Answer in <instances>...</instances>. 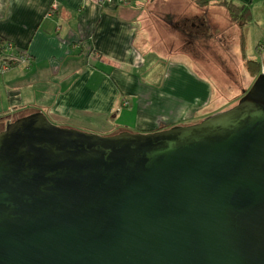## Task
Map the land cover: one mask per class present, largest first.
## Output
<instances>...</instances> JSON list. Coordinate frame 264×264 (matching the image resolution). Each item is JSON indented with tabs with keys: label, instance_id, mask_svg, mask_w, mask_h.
<instances>
[{
	"label": "water",
	"instance_id": "1",
	"mask_svg": "<svg viewBox=\"0 0 264 264\" xmlns=\"http://www.w3.org/2000/svg\"><path fill=\"white\" fill-rule=\"evenodd\" d=\"M243 93L151 133L8 123L0 264H264V64Z\"/></svg>",
	"mask_w": 264,
	"mask_h": 264
},
{
	"label": "crops",
	"instance_id": "2",
	"mask_svg": "<svg viewBox=\"0 0 264 264\" xmlns=\"http://www.w3.org/2000/svg\"><path fill=\"white\" fill-rule=\"evenodd\" d=\"M155 1L111 0L99 6L92 0H0V131L36 112L76 129H88L86 118L98 125L111 116L119 123L103 127L106 135L151 133L195 121L214 93L208 79L177 62L160 68L154 85L139 74L155 51L149 28L169 29L161 22L165 16L146 17ZM231 1L250 5L253 18L264 14V0ZM181 15L186 22L174 29L191 41L199 31L214 34L209 18L170 16ZM27 56L31 62H22ZM150 59L152 79L155 57ZM6 64L11 68L3 71ZM96 128L89 129L99 133Z\"/></svg>",
	"mask_w": 264,
	"mask_h": 264
},
{
	"label": "rangeland",
	"instance_id": "3",
	"mask_svg": "<svg viewBox=\"0 0 264 264\" xmlns=\"http://www.w3.org/2000/svg\"><path fill=\"white\" fill-rule=\"evenodd\" d=\"M92 3L97 5L94 0ZM146 11V17L148 13H159L168 18L161 22L169 29L164 31L159 25L149 28V35L155 43V51L151 57H155L156 74L149 79L153 68L151 57H149L146 67L139 73L143 81L152 85L156 84L160 68L168 63L177 62L183 63L198 78L205 81L208 79L214 89L210 104L202 114L195 121L182 125L197 123L211 114L232 108L243 97V92L251 88L254 82L248 74L245 62L251 58L250 56H254L264 63V14L256 15L252 22L245 28H241L232 23L225 6L207 8L198 6L190 0H157L152 2ZM178 13H187L190 16L192 14L193 17L199 14L205 20L209 18L214 34L209 32V36H206L204 32L200 34L202 32L199 31V36L191 41L190 37L174 29L178 23L186 22V19H180L184 15L170 16ZM205 32H208V28ZM85 123L88 129L64 128L106 135L107 131L103 127H113L119 121L109 116L103 118L98 125L97 121L87 118ZM96 126V132L99 133L89 129Z\"/></svg>",
	"mask_w": 264,
	"mask_h": 264
},
{
	"label": "trees",
	"instance_id": "4",
	"mask_svg": "<svg viewBox=\"0 0 264 264\" xmlns=\"http://www.w3.org/2000/svg\"><path fill=\"white\" fill-rule=\"evenodd\" d=\"M192 1L199 6H207L209 4H212V2L215 5L225 6L229 12L232 23L240 26L241 28H245V26H247V24H249L253 20L250 5L236 3L231 0H192ZM245 66L248 71V74L250 75V77L253 79L254 82L262 71V62L258 59H247L245 62Z\"/></svg>",
	"mask_w": 264,
	"mask_h": 264
},
{
	"label": "built area",
	"instance_id": "5",
	"mask_svg": "<svg viewBox=\"0 0 264 264\" xmlns=\"http://www.w3.org/2000/svg\"><path fill=\"white\" fill-rule=\"evenodd\" d=\"M97 5L99 6H104L106 4H108L111 0H94ZM11 46H14L12 43L7 47V49ZM5 50V47L3 48V51ZM22 62H25V63H30L31 62V59L27 56V57H23L21 59Z\"/></svg>",
	"mask_w": 264,
	"mask_h": 264
},
{
	"label": "bare ground",
	"instance_id": "6",
	"mask_svg": "<svg viewBox=\"0 0 264 264\" xmlns=\"http://www.w3.org/2000/svg\"><path fill=\"white\" fill-rule=\"evenodd\" d=\"M11 68L10 64H6V66L3 67V71H8Z\"/></svg>",
	"mask_w": 264,
	"mask_h": 264
}]
</instances>
